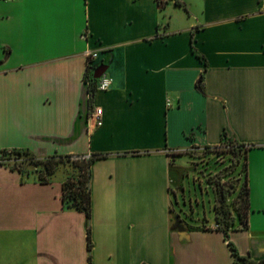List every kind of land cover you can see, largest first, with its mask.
<instances>
[{
	"label": "crops",
	"instance_id": "crops-1",
	"mask_svg": "<svg viewBox=\"0 0 264 264\" xmlns=\"http://www.w3.org/2000/svg\"><path fill=\"white\" fill-rule=\"evenodd\" d=\"M91 52L112 80L93 95ZM224 132L255 144L230 239L264 260V0H0V157L100 155L90 217L62 170L0 163V264H234L215 215L194 229L172 209L175 154Z\"/></svg>",
	"mask_w": 264,
	"mask_h": 264
},
{
	"label": "trees",
	"instance_id": "trees-1",
	"mask_svg": "<svg viewBox=\"0 0 264 264\" xmlns=\"http://www.w3.org/2000/svg\"><path fill=\"white\" fill-rule=\"evenodd\" d=\"M93 58H90V65L87 70L86 80L89 83L90 94L93 95L98 85V78L94 77V65H92ZM200 88L202 89V83L200 82ZM226 140H229L231 147L235 150H241L244 153V167H245V181L241 185L238 191L239 198L242 199V203L236 207V214L232 212L230 206L222 202L214 206L215 221L217 230L224 232L225 238L232 249L234 255V264H264V260H256L251 255H243L239 252L235 243L230 239V231L237 228V219L240 220V227L247 228L248 226V214L250 209V188L247 180L248 159L247 152L250 147L255 144L244 145L238 143L234 139L230 138L227 132L222 135L220 144L206 145L204 147L194 146V148H202L205 151L220 150L226 145ZM11 154H15L16 159L13 161L10 157ZM184 152H178L175 155H182ZM18 156L22 157L19 162ZM99 154H94L89 157L84 155H51L48 157H38L28 149H6L3 150L0 157V163L10 164L13 168L18 169L24 176H29L30 173L36 174L39 180L42 182H49L50 178L58 171L62 170L65 173V180L63 184V200L64 202L78 210L85 211L87 216H91L92 209V195L90 187L91 178V164L98 158ZM72 164V166L69 165ZM73 167V168H72ZM200 228V227H190ZM209 227H201L206 229ZM89 232V246L91 247V234Z\"/></svg>",
	"mask_w": 264,
	"mask_h": 264
},
{
	"label": "rangeland",
	"instance_id": "rangeland-1",
	"mask_svg": "<svg viewBox=\"0 0 264 264\" xmlns=\"http://www.w3.org/2000/svg\"><path fill=\"white\" fill-rule=\"evenodd\" d=\"M183 152L174 158L177 160L172 186L174 219L188 227H210L214 206L222 202L235 215L236 207L242 203L238 191L245 181L244 153L233 149L229 140L220 150L194 148ZM16 156L10 155L13 161ZM17 160L20 162L22 157Z\"/></svg>",
	"mask_w": 264,
	"mask_h": 264
},
{
	"label": "built area",
	"instance_id": "built-area-1",
	"mask_svg": "<svg viewBox=\"0 0 264 264\" xmlns=\"http://www.w3.org/2000/svg\"><path fill=\"white\" fill-rule=\"evenodd\" d=\"M90 58H95L97 56V52H91L89 54ZM98 85L97 88L100 90H106L111 87L112 85V80L111 78L107 76H102L98 78ZM170 105V103H168ZM94 118L96 120V125L101 126L103 124V109L101 107L96 108L95 113H94Z\"/></svg>",
	"mask_w": 264,
	"mask_h": 264
},
{
	"label": "water",
	"instance_id": "water-1",
	"mask_svg": "<svg viewBox=\"0 0 264 264\" xmlns=\"http://www.w3.org/2000/svg\"><path fill=\"white\" fill-rule=\"evenodd\" d=\"M107 65L106 64H101V65H99L96 69H95V71H94V77L95 78H100V77H102L103 75H105V72H106V70H107Z\"/></svg>",
	"mask_w": 264,
	"mask_h": 264
}]
</instances>
